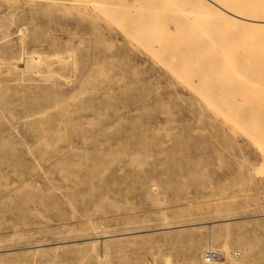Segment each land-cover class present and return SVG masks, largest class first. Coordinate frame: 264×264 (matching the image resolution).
Listing matches in <instances>:
<instances>
[{
    "label": "rangeland",
    "instance_id": "obj_1",
    "mask_svg": "<svg viewBox=\"0 0 264 264\" xmlns=\"http://www.w3.org/2000/svg\"><path fill=\"white\" fill-rule=\"evenodd\" d=\"M94 1L0 0V259L264 264V28L257 52L199 0Z\"/></svg>",
    "mask_w": 264,
    "mask_h": 264
},
{
    "label": "bare ground",
    "instance_id": "obj_2",
    "mask_svg": "<svg viewBox=\"0 0 264 264\" xmlns=\"http://www.w3.org/2000/svg\"><path fill=\"white\" fill-rule=\"evenodd\" d=\"M80 1V0H79ZM81 1H83V0H81ZM92 1H94V0H91V2ZM120 1V0H119ZM137 1V0H136ZM144 1H146V0H144ZM151 1V0H150ZM153 2L155 1V0H152ZM157 1V0H156ZM168 3H171V4H174V6L176 7V6H178L177 7V10H182L183 8V10L181 11L182 12V14H184L183 13V11H188L191 7L190 6H192L193 7V5H187V7L189 8L188 10H185L186 8H185V1L186 2H189L190 3V1L191 0H166ZM180 2V1H182L183 3L182 4H177V2ZM199 1H201V2H203V3H207V4H209V6H210V9H211V16H212V19H214V20H216V19H219L220 21H229V22H232L234 25H236V26H241L242 28L241 29H236V30H234L235 31V34L236 35H238L243 41H244V43H245V45H251L252 47H253V51L255 50H257V52H258V50H259V46L262 44V41H263V39H262V37H261V35L262 34H257V33H253V34H249V32H248V30L249 29H251V28H253V29H258V28H260V29H262V28H264V0H199ZM84 2H85V0H84ZM90 2V1H89ZM95 2V1H94ZM107 2V1H106ZM149 2V1H148ZM158 2V1H157ZM93 3V2H92ZM104 3V2H103ZM147 3V2H146ZM150 3V2H149ZM159 3H161V2H159ZM90 4V3H89ZM93 4H95V3H93ZM99 4H100V2H99ZM105 4V3H104ZM109 5H110V3H108ZM113 4V3H112ZM153 4V3H152ZM184 4V6L183 7H181L182 5ZM188 4V3H187ZM101 5V4H100ZM115 5V4H114ZM117 5V4H116ZM115 5V6H116ZM147 5H151V4H148L147 3ZM166 5V4H165ZM181 5V6H180ZM121 6V5H120ZM152 6V5H151ZM174 6H171V7H174ZM181 7V9H180V7ZM204 6V5H203ZM99 7V6H98ZM103 7V6H102ZM166 7H167V5H166ZM165 7V9H174V10H176L175 8H171L169 5H168V7L166 8ZM202 7V6H201ZM95 7H93V9H94ZM105 8V7H104ZM154 8H155V6H154ZM153 8V9H154ZM107 9V8H106ZM105 9V10H106ZM133 9V8H132ZM131 9V10H132ZM135 9V8H134ZM152 9V8H151ZM97 10V9H96ZM100 10V9H99ZM149 10V9H148ZM160 10H161V8H160ZM163 10V9H162ZM161 10V11H162ZM193 10H196V9H192V12H195V11H193ZM103 11V10H102ZM160 11V12H161ZM164 11H166V10H164ZM141 12V11H140ZM154 12V11H153ZM159 12V11H158ZM157 12V14H156V17L154 18V19H156L155 21H157L158 20V22H157V24L159 25L158 27H157V25L155 24L154 25V23L155 22H153V26L155 27L156 26V28L157 29H160L162 26H160V24L163 22H161V23H159V16L157 17V15H160L159 13ZM168 12H170L171 13V11H168ZM173 12H175V11H173ZM191 12V13H192ZM125 13V12H124ZM165 13V12H164ZM167 13V12H166ZM187 13V12H186ZM190 13V14H191ZM126 14V13H125ZM153 14V13H152ZM169 14V13H168ZM168 14L166 15V16H168ZM176 13H174V14H172L173 16L175 15ZM179 14V13H178ZM178 14H176V16L178 15ZM182 14H180V16L181 17H183L184 15H186V14H184V15H182ZM189 14V13H188ZM189 14V16H191ZM192 14H195V13H192ZM198 14V13H197ZM200 14H202L201 12H200ZM208 14V13H207ZM122 15H124V14H122ZM161 15L163 16V14L161 13ZM172 15H169L168 17H170L171 18V16ZM172 16V17H173ZM176 16H174L173 18H171V21L172 20H174V19H176L175 17ZM188 16V17H189ZM193 16V15H192ZM139 17H141V16H139ZM161 17V16H160ZM164 17H165V15H164ZM168 17H166V18H168ZM181 17H179V19L181 18ZM202 17V16H201ZM200 17V18H201ZM141 18H143V17H141ZM140 18V19H141ZM147 18H149V17H147ZM151 18V17H150ZM153 18H151L152 20H153ZM165 18V21H167L168 22V20H169V18L168 19H166ZM187 17L185 16V19H186ZM190 18V17H189ZM189 18H187V20H185V21H187V22H185L184 24H185V27L187 26V24L188 23H190V25H195V24H191V22H188V20H189ZM192 18H195V16H193ZM191 18V19H192ZM197 18V17H196ZM195 18V19H196ZM190 19V20H191ZM199 19V18H198ZM204 19V18H203ZM131 20V19H130ZM160 20H162V19H160ZM164 20V19H163ZM183 20H184V18L182 19V20H180V21H182L181 22V24L183 23ZM193 20V19H192ZM197 20V19H196ZM196 20H195V22H196ZM144 21V20H143ZM154 21V20H153ZM171 21L169 20V22L171 23ZM176 21V20H175ZM177 21H178V19H177ZM176 21V22H177ZM199 21H200V19H199ZM202 21V20H201ZM200 21V22H201ZM203 21H205V20H203ZM144 22H146V21H144ZM148 22H151V21H148ZM169 22H168V24H169ZM174 21H172V23H173ZM207 22V21H206ZM147 23V22H146ZM187 23V24H186ZM193 23V22H192ZM197 24L199 23V22H196ZM141 24H144V23H141ZM148 24V23H147ZM152 24V22L149 24V25H151ZM163 25H165L164 23H162ZM161 24V25H162ZM178 24H179V22H178ZM197 24H196V26H197ZM120 25V24H119ZM174 25V24H173ZM173 25H171V26H173ZM190 25H189V27H190ZM143 26V28H144V26L145 25H142ZM152 25L149 27V29L150 28H152L153 27ZM182 26H183V24H182ZM198 26H199V24H198ZM222 26V25H221ZM146 27V29H147V26H145ZM175 27H176V25H175ZM179 27H181V25L179 26ZM201 27V26H200ZM200 27H198L199 29L198 30H201L202 31V27H201V29H200ZM130 28V27H129ZM143 28H141V29H143ZM172 28V29H171ZM173 28L174 27H168V29L169 30H173ZM184 28V27H183ZM187 28V27H186ZM186 28H185V30H186ZM192 28V27H191ZM240 28V27H239ZM135 29V28H134ZM133 29V30H134ZM152 29H154V28H152ZM163 31H164V34H163V31H161L162 33H160V34H158V33H153V35H151L150 33H151V31L152 30H150V32H149V30H148V32H145L146 33V35H144L145 36V38H147V36H148V38H147V40H145L147 43H150L149 45L151 46V47H153L154 46V44H152V43H155V40H157V38H159L157 41H159V40H162V43L163 42H165V41H163V38L161 39L160 37H162L161 35H163V37L164 36H168V34H170L171 36H172V40L174 41V37H173V33L174 34H180V32H178V33H175V30H174V32H172V34L170 33V32H168L167 33V29H166V27L164 28H161ZM179 29V28H178ZM181 29H182V27H181ZM232 28H230V30H231ZM230 30H229V32H230ZM142 31V30H141ZM141 31H140V33H141ZM157 31V30H156ZM179 31V30H178ZM191 31H192V29L190 30V36H191V34H193V33H195V32H192L191 33ZM197 31V30H196ZM234 31H231L232 33L234 32ZM153 32H155L154 30H153ZM204 32H206V31H204ZM227 32H228V30L225 32L226 34H225V36L223 37V38H228L229 36L230 37H232L230 34H231V32L230 33H228V35L229 36H226L227 35ZM149 33V34H148ZM182 33V32H181ZM183 33H184V31H183ZM188 33V32H187ZM187 33H184L185 34V36H186V34ZM217 33H219V32H217ZM224 32H222V34H223ZM264 33V32H263ZM167 34V35H166ZM202 34V33H201ZM142 35V34H141ZM149 35L151 36L150 38L151 39H149ZM157 35V36H156ZM169 35V36H170ZM181 35V34H180ZM196 35V34H195ZM204 35V34H203ZM205 35H206V33H205ZM209 35V34H208ZM232 35H234V34H232ZM154 36H155V39H154ZM159 36V37H158ZM170 36V37H171ZM183 36V34L181 35V37ZM190 36H187V37H189V39H191L190 38ZM207 36V35H206ZM218 36V35H217ZM235 36V35H234ZM157 37V38H156ZM169 37V38H170ZM197 37V36H196ZM219 37V36H218ZM142 38V37H141ZM144 37H143V39H145ZM165 38V37H164ZM167 38V37H166ZM165 38V39H166ZM177 38V37H176ZM202 38V37H201ZM208 38H209V36H208ZM211 38V37H210ZM179 39V38H178ZM182 39H185V42H186V37L185 38H181V40ZM198 39H199V36H198ZM197 39V40H198ZM203 39V38H202ZM220 39H222V37L220 38ZM235 39V38H234ZM150 40H152V41H150ZM171 40V41H172ZM176 40V39H175ZM201 40V39H200ZM168 41H170L169 39H168ZM172 41V42H173ZM222 41V40H221ZM230 41V40H229ZM234 41V40H233ZM183 42H184V40H183ZM183 42H182V44H180V46H182V47H180V48H182L181 50H183L184 52H185V50L186 49H189V47H190V49L192 48V49H196V47L195 48H193V46H195V44H197V43H199L198 41H197V43L196 42H193V45H192V47H191V44H189V46H187L186 47V49L184 48V44H183ZM187 42H188V40H187ZM192 42V41H191ZM217 42V41H216ZM158 43V42H157ZM166 43H168V42H166ZM176 44V42H173V44ZM205 43H208V42H205ZM212 43V42H211ZM211 43H209L208 45H206L207 47H209V45L211 46L212 44ZM241 43V42H240ZM161 44V43H160ZM168 44H170V42L168 43ZM187 44V43H186ZM187 44V45H188ZM203 44V43H202ZM201 44V45H202ZM216 46H218V47H216V48H220L219 47V45H218V43L216 44V43H214ZM222 44V43H221ZM235 44H236V42H235ZM163 45H165V46H163V47H160L159 49H160V51H161V48H165L166 47V44H164L163 43ZM199 45H200V43H199ZM198 45V46H199ZM200 45V46H201ZM204 45V44H203ZM202 45V46H203ZM215 45H214V47H215ZM223 45V44H222ZM244 45V44H243ZM159 46H161V45H159ZM168 46H170V45H168ZM167 46V47H168ZM174 46V45H173ZM177 46H179V43H178V45ZM197 46V45H196ZM205 45L202 47V49L204 50L205 48L207 49V47H206ZM235 46H239V44H236ZM235 46L234 45H231L230 47L231 48H235ZM157 47V46H156ZM226 47H227V45H226ZM150 48V47H149ZM158 48V47H157ZM169 48V47H168ZM177 48L178 47H176L175 48V46H174V50H177ZM197 48H200L201 49V47H197ZM216 48H212V46H211V48H209V49H212V50H210V52L211 51H214V49H215V52L218 50H216ZM155 48H153L152 50H154ZM172 49V48H171ZM185 49V50H184ZM208 49V50H209ZM242 49V48H241ZM151 50V51H152ZM180 50V51H181ZM220 50V49H219ZM149 51V50H148ZM157 51V50H156ZM167 51V50H166ZM180 51H178L179 53H180ZM190 51V50H189ZM188 51V52H189ZM192 51V50H191ZM162 52V51H161ZM174 52V51H173ZM177 51H176V54H175V52L173 53V54H171V55H173L174 56V54L175 55H177V53H178ZM219 52V51H218ZM217 52V53H218ZM225 52V50L223 51V53ZM152 53H154V52H152ZM160 54L159 53V51H157L156 53H154V54ZM171 53V52H170ZM170 53L169 54H167V60H166V62H165V60L163 59V63L165 62L166 63V65L165 66H167L166 68H168V65H169V67H172V66H170L171 64L173 65V63H171L170 64V62H168V65H167V61H168V58H170V60L169 61H171V55H170ZM179 53H178V55H179ZM214 53V52H213ZM231 53V52H230ZM246 53V52H245ZM161 54H163V53H161ZM253 54V53H252ZM163 55H166V54H163ZM163 55H158V56H163ZM168 55H169V57H168ZM214 55H215V53H214ZM39 56V55H38ZM262 56V55H261ZM175 57V56H174ZM173 57V58H174ZM224 57H226V55L224 56ZM242 57V56H241ZM255 57V58H254ZM177 58V57H176ZM227 58V57H226ZM26 59V58H25ZM160 59H162V58H160ZM175 59V58H174ZM200 59V58H199ZM249 59V58H248ZM28 60V61H27ZM26 61V67H31L32 65V62H31V58L30 59H27ZM33 60V59H32ZM37 61V60H36ZM174 61V60H173ZM172 61V62H173ZM177 61V60H176ZM207 61V60H206ZM242 61V60H241ZM253 61V62H252ZM34 62V61H33ZM245 62H247L248 63V65H250V66H253L252 68L254 69V66H255V69H256V67H258L261 71L262 70H264V58H261L260 56H258V58H257V56L255 55V54H253L252 55V57L250 58V60H248V61H245ZM188 63H190V61L188 62ZM13 64H17V62L16 61H14L13 62ZM176 64V63H175ZM227 64V63H226ZM233 64V63H232ZM179 65V64H178ZM185 65V64H184ZM231 65V64H230ZM240 65V64H239ZM14 67H16V65L14 66ZM174 67V66H173ZM245 67V66H244ZM24 68H25V66H24ZM23 68V69H24ZM247 68V67H246ZM169 70H170V68H168ZM181 69V68H180ZM186 68H183V70H185ZM244 69V68H243ZM251 69V68H250ZM252 69V70H253ZM170 71H172V70H170ZM179 71V70H178ZM254 72H256L257 73V71L256 70H254ZM173 73V72H172ZM188 73V72H187ZM248 73V72H247ZM258 73H260V74H258V75H254L253 77H254V79H255V82H256V79H258L259 80V78L261 79V77H263L264 78V73L263 72H258ZM173 74H175V73H173ZM176 75H177V73H176ZM244 75V74H243ZM249 75V74H248ZM187 75H185V77H186ZM184 77V76H183ZM245 77V76H244ZM258 77V78H257ZM243 78V77H242ZM248 79V78H247ZM261 80H263V79H261ZM260 80V81H261ZM249 81H251L250 79H249ZM252 82V81H251ZM259 82V81H258ZM193 83V82H192ZM241 83H243V82H241ZM246 83V82H245ZM246 87V86H245ZM247 88H248V86H247ZM250 89V88H249ZM244 91H246V90H244ZM247 93H249V92H247ZM216 94V93H215ZM256 94V93H255ZM217 95V94H216ZM247 95V94H246ZM241 96H243V94L241 95ZM248 96V95H247ZM205 99V98H204ZM243 99V98H242ZM206 100H207V98H206ZM208 101V100H207ZM212 101V100H211ZM210 100L208 101V103H210L211 102ZM215 100H213L212 102H214ZM254 101V100H253ZM252 101V102H253ZM204 102H206V101H204ZM232 101H230L229 102V105H230V103H231ZM243 102V101H242ZM257 102V101H256ZM217 103V102H216ZM216 103H210V105H212L213 106V104H214V106H216V108H217V105H215ZM254 103V102H253ZM223 104V103H222ZM232 104V103H231ZM234 104V103H233ZM251 104V103H250ZM250 104H248V105H250ZM225 105V104H224ZM236 105H237V103H236ZM240 105V104H239ZM247 105V104H246ZM218 106H221V105H219L218 104ZM226 107H228L227 105H226ZM230 107V106H229ZM228 107V108H229ZM251 108H254V106L252 107V106H250ZM219 108V107H218ZM228 108H226V109H228ZM231 108V107H230ZM250 108V109H251ZM249 109V108H248ZM247 109V110H248ZM249 109V110H250ZM264 109V108H263ZM216 110H219V109H216ZM224 110H225V107H224ZM254 110V109H253ZM220 111V110H219ZM222 111V110H221ZM226 112H228L227 110H225ZM224 111V112H225ZM241 111H242V109H241ZM257 111H259V110H257ZM263 111V110H262ZM261 111V112H262ZM247 112H249V111H247ZM230 113V112H229ZM225 114V113H224ZM235 114V113H234ZM249 114V113H248ZM239 115V114H238ZM238 117V116H237ZM243 117V116H242ZM235 218H228L227 220H226V223L227 224H229V223H231L233 220H234ZM219 221V220H218ZM191 225H193V224H191ZM185 226V225H184ZM170 227V226H169ZM174 227H176V226H174ZM173 227V228H174ZM168 228V227H167ZM171 228V227H170ZM165 229V228H164ZM109 235V234H108ZM39 246V245H38ZM37 247V246H36ZM5 251V250H4ZM221 252H223L224 253V251H221ZM216 263L218 262V261H215ZM0 264H9V262L6 260V259H0Z\"/></svg>",
    "mask_w": 264,
    "mask_h": 264
},
{
    "label": "built area",
    "instance_id": "obj_3",
    "mask_svg": "<svg viewBox=\"0 0 264 264\" xmlns=\"http://www.w3.org/2000/svg\"><path fill=\"white\" fill-rule=\"evenodd\" d=\"M205 259L208 262L216 261L222 257V253L216 249H207L205 251Z\"/></svg>",
    "mask_w": 264,
    "mask_h": 264
}]
</instances>
